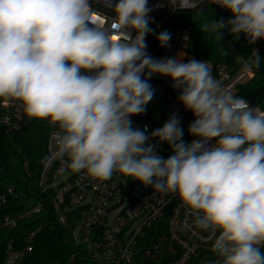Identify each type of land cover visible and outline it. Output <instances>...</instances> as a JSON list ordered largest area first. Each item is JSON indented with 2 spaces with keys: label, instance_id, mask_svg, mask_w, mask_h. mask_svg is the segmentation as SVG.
I'll return each instance as SVG.
<instances>
[{
  "label": "clouds",
  "instance_id": "1",
  "mask_svg": "<svg viewBox=\"0 0 264 264\" xmlns=\"http://www.w3.org/2000/svg\"><path fill=\"white\" fill-rule=\"evenodd\" d=\"M209 3L231 16L203 20L201 33L264 40V0ZM105 5L107 17L93 0H0V102L56 129L44 159L58 175L83 173L99 187L119 174L175 195L193 228L209 234L216 264H264V110L224 86L206 60L150 56L149 0ZM156 38L167 47L171 34ZM260 65L253 49L245 67ZM154 75L168 77L193 114L190 143L176 114L150 135L134 126L155 95ZM159 143L171 149L166 159Z\"/></svg>",
  "mask_w": 264,
  "mask_h": 264
},
{
  "label": "built area",
  "instance_id": "2",
  "mask_svg": "<svg viewBox=\"0 0 264 264\" xmlns=\"http://www.w3.org/2000/svg\"><path fill=\"white\" fill-rule=\"evenodd\" d=\"M205 1L149 0V7L153 9L149 16L155 23L157 36L161 31L166 30L171 34V40L167 47H161L156 38V43L147 53L156 59L176 58L181 53L184 54L185 59L192 57L187 50L191 35L190 27L178 23L171 25L169 18L178 11L195 8ZM93 8L105 17L111 15L105 0H93ZM253 49L257 50L262 59L264 40L249 44V53L237 57L230 65L209 59H195L208 61L212 66L213 75L221 80L224 86L242 97L244 85L259 70V68L249 70L245 67ZM149 83L155 89L153 99L162 100L166 106L164 123L172 114H176L184 129L183 140L190 143L193 137L188 134V126L194 117L179 103L178 90L172 88L168 77L154 75ZM259 107L264 110V107ZM24 118L26 116L18 102L7 105L0 102L1 127L16 129ZM132 120L135 127L143 129L146 126L148 135L164 124L157 126L154 123L148 105L145 113L133 116ZM55 131L56 129L51 126L47 136L46 156L49 155V145ZM149 142L157 143L155 139ZM157 153L166 159L171 154V149L166 143H159ZM57 167V164H48L44 159L38 184L45 190H52L55 211L61 223L71 210L75 209L79 212L76 222V226L79 224V240H75L73 232L72 240L76 244H85L88 256L97 263L130 264L135 259H139V264H152L156 259H160L158 264H190L191 259L197 254L212 252L211 242L207 239L209 234L193 228L192 218L186 216L175 195L156 193L151 186L146 187L137 180H130L119 174L113 175L110 180L96 187L98 182L90 180L83 173L58 175ZM12 193V188L0 193V205ZM38 210L34 208L32 211ZM115 210L116 213L111 215ZM15 223V218L0 217L2 227L12 228ZM154 226L155 229L162 230V233L149 245L144 246L143 244L148 240L147 232ZM32 236L33 233L26 238V243L17 249L13 248L11 239L6 245L2 264H24L26 254L32 250L30 244Z\"/></svg>",
  "mask_w": 264,
  "mask_h": 264
},
{
  "label": "trees",
  "instance_id": "3",
  "mask_svg": "<svg viewBox=\"0 0 264 264\" xmlns=\"http://www.w3.org/2000/svg\"><path fill=\"white\" fill-rule=\"evenodd\" d=\"M230 16L227 10L217 5L211 6L206 0L195 8L176 12L169 22L171 25L178 23L190 27L187 50L192 57L230 65L237 57L249 53V43L243 34L235 39L225 29L217 42L213 36L201 33L199 29L205 19H228ZM150 27L153 32L146 37L147 52L156 43L157 36L153 21ZM241 95L251 105L264 107V57L254 77L244 85ZM50 129L51 125L46 121L27 117L16 129L0 126V193H5L8 188L13 190L0 205V217L16 219L12 228L0 226V264L7 243L12 239L13 248H20L31 233L32 250L26 254L24 264H99L88 256L85 244H76L72 240L79 212L71 210L61 223L55 211L52 190H45L38 184ZM34 208L39 210L32 211ZM161 233L162 230L154 226L147 232L148 240L143 245H149ZM217 260L218 257L212 252L199 253L191 259L190 264H216ZM160 261L156 259L152 264ZM130 264H139V259Z\"/></svg>",
  "mask_w": 264,
  "mask_h": 264
},
{
  "label": "rangeland",
  "instance_id": "4",
  "mask_svg": "<svg viewBox=\"0 0 264 264\" xmlns=\"http://www.w3.org/2000/svg\"><path fill=\"white\" fill-rule=\"evenodd\" d=\"M150 114L153 118L154 123L157 126H160L164 123V116H165V110L166 106L164 102L160 99H152L151 102L148 104ZM116 213V210L111 213V215H114ZM111 217V216H109ZM78 230H79V224L74 228L73 236L76 241H78Z\"/></svg>",
  "mask_w": 264,
  "mask_h": 264
}]
</instances>
